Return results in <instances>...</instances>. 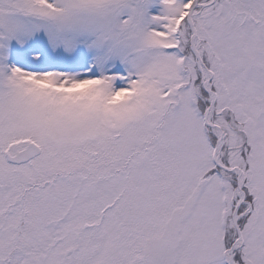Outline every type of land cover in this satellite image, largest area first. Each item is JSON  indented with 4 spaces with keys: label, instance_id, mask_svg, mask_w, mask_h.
<instances>
[{
    "label": "snow or ice",
    "instance_id": "1",
    "mask_svg": "<svg viewBox=\"0 0 264 264\" xmlns=\"http://www.w3.org/2000/svg\"><path fill=\"white\" fill-rule=\"evenodd\" d=\"M0 264H264V0H0Z\"/></svg>",
    "mask_w": 264,
    "mask_h": 264
}]
</instances>
